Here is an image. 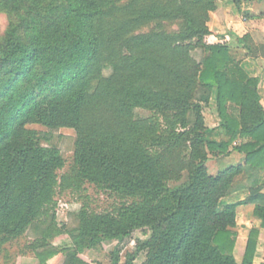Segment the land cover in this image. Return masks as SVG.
I'll use <instances>...</instances> for the list:
<instances>
[{
    "label": "trees",
    "instance_id": "obj_1",
    "mask_svg": "<svg viewBox=\"0 0 264 264\" xmlns=\"http://www.w3.org/2000/svg\"><path fill=\"white\" fill-rule=\"evenodd\" d=\"M215 1L0 0L7 21L0 34V244L50 218L28 246L38 264H48L60 253L49 244L58 235L49 216L56 190L91 185L119 203L112 212L80 210L75 232L92 245L141 229L150 233L136 246L148 252L143 264H254L258 229L249 230L237 263L229 225L236 209L250 204L264 229L261 199L221 205L222 195L204 190L207 154L229 150L228 142L204 135L202 111L212 96L219 136H238L234 149L245 156L213 179L214 187L226 188L245 170L264 172L259 82L227 45L205 41ZM106 66L111 72L103 76ZM55 124L75 132L72 161L60 177L61 155L26 129ZM120 253L114 249L111 264ZM67 257L86 264L76 253ZM133 261L130 255L124 264Z\"/></svg>",
    "mask_w": 264,
    "mask_h": 264
},
{
    "label": "rangeland",
    "instance_id": "obj_2",
    "mask_svg": "<svg viewBox=\"0 0 264 264\" xmlns=\"http://www.w3.org/2000/svg\"><path fill=\"white\" fill-rule=\"evenodd\" d=\"M213 5V9L209 13V21L211 20V15L221 8L222 11H225L230 16L229 23L233 20L234 24L238 21L245 25H253L254 30H264V0H217ZM6 24L5 16L0 15V34L5 29ZM227 34H229L230 38L226 41L221 38L211 39V41L227 45L235 61H239L249 54L257 55L258 46H261V53H263V36L258 37L257 42H254L250 34L239 37L231 30H227ZM260 35H263V32H260ZM237 39H241L242 43H238ZM205 41L208 43L210 38L207 36ZM193 55L198 60L201 57V52L196 50ZM110 72V67L102 68L103 76H108ZM262 107L264 109L263 105ZM226 109L227 114L238 116L239 109L234 105H226ZM135 114L139 117L149 116V113L143 110H136ZM202 117L205 126V138L211 141L213 132L217 131L219 134V125L221 123L216 111L214 96H212L210 103L203 107ZM26 129L37 133L43 147L55 149L61 155L65 166L57 172V175L58 177L63 175L68 170L73 157L75 142L73 129L58 124L49 127L28 125ZM214 136L216 138L217 134ZM221 140L229 143V150L226 153H219L214 156L207 154L203 163L207 176L204 190L207 191V194L214 192L216 196L222 195L218 202L221 205L247 201L250 197H259L261 199L260 205H264V172L245 170L236 175L226 188H223L222 184H217L214 187L213 179L219 177L223 171L230 167L242 165L245 157L244 154L238 153L234 149L240 144L241 139L238 136H218V141ZM254 181H257V183H254ZM53 203L49 205V216L52 218L54 229L58 231V235L53 240H49V244L58 249L60 253L50 260L48 264H69L67 255L72 253H76V257L86 264H111V255L116 248L121 250L118 264H124L126 258L130 255L134 256L133 264H143L147 260V250L138 251L136 247L138 242H145L150 237V233L145 234L141 229L136 230L130 238L102 241L96 245L90 244L89 239L78 238L75 230L78 226V214L82 208L87 207L89 211L101 213L112 212L119 206L117 200L108 193L100 192L91 185H84L82 191L78 193L58 188L53 197ZM249 205L238 207L232 223L229 225L237 233L234 256L237 263H240L245 247L244 239L248 230L256 228L259 231V235L254 264H261L264 260V229L260 228V221L253 216L254 206ZM49 222L50 218L41 217L28 226L21 238L0 244V248L2 247L0 264H38L37 259L31 250L28 249V246L34 240L42 237ZM78 246H80L79 249H77Z\"/></svg>",
    "mask_w": 264,
    "mask_h": 264
},
{
    "label": "crops",
    "instance_id": "obj_3",
    "mask_svg": "<svg viewBox=\"0 0 264 264\" xmlns=\"http://www.w3.org/2000/svg\"><path fill=\"white\" fill-rule=\"evenodd\" d=\"M229 20H230V16L225 11H222L221 8L218 9L216 13L211 15V20L208 22V28L210 31V35L208 36V38H210V41H208V43H215L214 41H211V39L214 40L216 38H221L222 40L224 39L225 41L228 40L230 37H229V34H227V30L233 31L239 37L250 34L254 42H257L256 40L258 37L259 38L260 36L264 37V30L263 31L254 30L255 28L253 25L252 26L245 25L244 23H241L238 21L236 22V24L233 23L234 22L233 20L231 23H229ZM260 32H263V35H260ZM257 51H258L257 55L249 54L247 57H243L238 62L240 66L243 68V70L250 77L256 78L258 80L259 95L261 97V103L264 106V50H263V53H261V46H258ZM215 134H217L216 138L214 136ZM212 135H213V138L211 139V141H214L217 143L220 142L218 141L219 134L217 131L213 132ZM248 233H249V230H248ZM248 233L244 239L245 242L247 240Z\"/></svg>",
    "mask_w": 264,
    "mask_h": 264
}]
</instances>
